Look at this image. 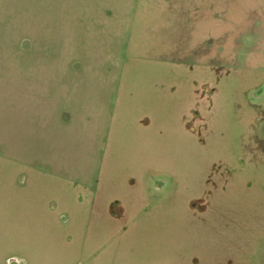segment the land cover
Instances as JSON below:
<instances>
[{
  "label": "rangeland",
  "instance_id": "374dc122",
  "mask_svg": "<svg viewBox=\"0 0 264 264\" xmlns=\"http://www.w3.org/2000/svg\"><path fill=\"white\" fill-rule=\"evenodd\" d=\"M0 264H264V0H0Z\"/></svg>",
  "mask_w": 264,
  "mask_h": 264
}]
</instances>
